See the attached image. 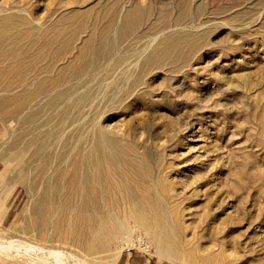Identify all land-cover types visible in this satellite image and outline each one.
Returning a JSON list of instances; mask_svg holds the SVG:
<instances>
[{
	"label": "rangeland",
	"instance_id": "374dc122",
	"mask_svg": "<svg viewBox=\"0 0 264 264\" xmlns=\"http://www.w3.org/2000/svg\"><path fill=\"white\" fill-rule=\"evenodd\" d=\"M133 7L141 13L121 42L119 53H127L126 63L108 83L91 85L98 94L85 117L90 121L105 112L101 124L110 133L131 141L141 154L149 153L181 262L159 256L152 234L134 219L127 222L128 233L117 234L89 261L264 264V0H0V16L16 13L43 31L85 26L73 52L59 62L64 67L77 57L94 26L104 28L115 15L120 27ZM167 39L180 46L177 58L146 67L147 57L157 55ZM123 72L130 76L127 83ZM134 81L133 96L127 95ZM4 96L1 91L0 231L7 238L31 241L23 229L38 196L17 179L4 185L8 174L19 170L18 165L8 170L5 159L25 127L12 117L14 112L2 113ZM136 227L150 243L148 254L123 250L118 243ZM63 244L44 243L64 250L68 260L74 259L70 253L84 254L72 241ZM16 257L0 255V264H17Z\"/></svg>",
	"mask_w": 264,
	"mask_h": 264
},
{
	"label": "bare ground",
	"instance_id": "6f19581e",
	"mask_svg": "<svg viewBox=\"0 0 264 264\" xmlns=\"http://www.w3.org/2000/svg\"><path fill=\"white\" fill-rule=\"evenodd\" d=\"M140 13L138 7L131 8L120 27L115 15L104 28L94 26L77 57L64 67L59 62L73 52L85 26L43 31L16 13L0 16V92L6 93L1 110L4 115L14 112L12 117L25 125L4 154L8 170L19 166L17 173L8 174L4 185L17 179L38 196L23 229L31 241L7 238L0 231V255L17 256V264H92L88 258L117 234L128 233L127 222L134 219L152 234L160 247L159 256L181 260L165 192L151 175L149 153L141 154L131 141L110 133L101 124L105 112L90 121L85 117L86 108L95 100L91 85L103 86L126 63L127 53H119L121 42L138 23ZM178 49L174 39L163 41L157 55L147 57L146 67L158 59L175 60ZM116 53L120 57L111 64ZM127 72H123L126 83ZM136 84L125 91L127 95L133 96ZM69 241L84 253H70L72 261L64 250L44 245Z\"/></svg>",
	"mask_w": 264,
	"mask_h": 264
},
{
	"label": "built area",
	"instance_id": "2783aa9c",
	"mask_svg": "<svg viewBox=\"0 0 264 264\" xmlns=\"http://www.w3.org/2000/svg\"><path fill=\"white\" fill-rule=\"evenodd\" d=\"M118 243L123 247V250H140L146 254L150 252V243L148 239L141 234V230L139 227L131 230L130 235L120 237Z\"/></svg>",
	"mask_w": 264,
	"mask_h": 264
},
{
	"label": "crops",
	"instance_id": "0c3cea01",
	"mask_svg": "<svg viewBox=\"0 0 264 264\" xmlns=\"http://www.w3.org/2000/svg\"><path fill=\"white\" fill-rule=\"evenodd\" d=\"M143 264H169V263L167 262V260L156 261L154 263H151L150 261L145 260Z\"/></svg>",
	"mask_w": 264,
	"mask_h": 264
}]
</instances>
